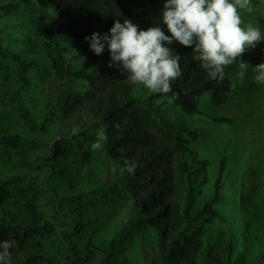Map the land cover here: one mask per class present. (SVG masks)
<instances>
[{
	"label": "trees",
	"instance_id": "trees-1",
	"mask_svg": "<svg viewBox=\"0 0 264 264\" xmlns=\"http://www.w3.org/2000/svg\"><path fill=\"white\" fill-rule=\"evenodd\" d=\"M156 1L160 0H15L0 4V10L19 6L25 14L20 51L0 38V73L19 75L26 85L30 82L23 73L35 67L40 81L46 82L53 94L46 108L52 123L45 120L36 129L21 105L0 90V242H16L10 249L11 264H53L46 256L48 245L66 248L74 257L73 264L111 263L107 253L116 239L97 243L91 234L81 238L87 225L70 214L62 218L60 226L51 223L40 210V191L33 186L15 193L17 180L40 177L54 205L60 204V198L70 197L74 184L61 161L63 138L73 129L84 137L96 135L102 127L108 137L103 145L116 170L92 187L132 197V215L119 237L136 227L150 230L138 238V256L124 254L117 264H264V249L253 262L242 251L233 258L230 250L223 258L216 241L206 237L200 220L202 215L214 214L208 202L218 199L226 160L221 159L213 197L197 209L199 186L208 181V160L189 145L186 133L190 130L170 123L156 104L158 99L171 98L187 114H200L198 98L205 92L212 94L216 105L226 104L232 86L228 72L222 81L209 79L195 59L194 46L185 47L174 40L166 46L182 57V76L172 82V92L153 93L130 83L122 68L109 67L107 45L96 55L85 40L95 32L110 35L114 22L125 19L141 30L159 24L171 36L163 19H153L147 9ZM58 36L70 38L75 51L85 58L79 68L68 69L66 78L59 77L56 58L49 50ZM72 79L88 81V90H72ZM214 120L228 122L229 118ZM128 165H135L134 172L127 171ZM54 179L64 185L61 193L52 185ZM250 194L239 195L244 212L249 209ZM259 235L264 247V227Z\"/></svg>",
	"mask_w": 264,
	"mask_h": 264
},
{
	"label": "rangeland",
	"instance_id": "rangeland-1",
	"mask_svg": "<svg viewBox=\"0 0 264 264\" xmlns=\"http://www.w3.org/2000/svg\"><path fill=\"white\" fill-rule=\"evenodd\" d=\"M15 0H1L8 4ZM254 11L242 12L246 23L259 25L264 31L263 0H252ZM165 1L160 0L148 5L153 19L162 20ZM49 11L48 9H45ZM25 14L21 7L12 10H0V38L13 49L20 51L24 32L21 22ZM69 44L71 47L63 43ZM73 48V41L66 36H58L49 48L56 58V68L60 78H66L68 69L79 68L84 62ZM250 67L243 78L237 75L239 69L233 64L226 71L232 86L229 101L216 105L212 94L205 92L198 98L200 114L189 115L171 98L156 100V104L166 119L173 124H181L190 130L186 133L189 145L196 148L201 157L208 160V181L199 186L197 209L203 201H210L214 195V183L219 176L221 159L226 160L221 177L218 199L208 202L214 214L202 215L200 224L206 237L216 241L219 255L226 258L230 250L232 256L242 251L249 262L255 261L264 249L257 239L264 227V84H257L256 75L251 67L264 63V40L253 49H248L242 56ZM24 76L29 84H24L19 75L0 73V90L14 98L28 113L36 129L47 120L52 123L46 110L50 105L52 92L46 82L40 81L35 67L30 68ZM58 81H61L58 78ZM64 82V81H61ZM70 87L77 93L88 90V81L72 79ZM229 118L228 122L216 121L214 118ZM59 139L62 138L60 135ZM96 135L84 137L79 133H69L63 138L61 161L66 166L69 179L74 189L70 197L60 198V204L54 205L52 195L43 186V180L22 178L17 180L15 193L19 189L33 186L40 191L39 207L51 223L59 225L66 214L80 223L87 225L81 232V238L88 234L96 240H114L108 249L110 264H117L124 254L138 256V238L141 233L150 234L147 227H136L124 237H119L121 228L131 215L132 197L122 191H96L93 183L110 178L116 170L115 161L107 153L103 143L99 149H93ZM60 193L65 190L57 179L52 182ZM15 187V186H14ZM12 187V188H14ZM242 192L251 193L247 212L239 204ZM140 229V230H139ZM256 238V240H254ZM46 256L53 264H73L74 257L64 247L59 249L48 245ZM89 264H95L91 261Z\"/></svg>",
	"mask_w": 264,
	"mask_h": 264
},
{
	"label": "clouds",
	"instance_id": "clouds-1",
	"mask_svg": "<svg viewBox=\"0 0 264 264\" xmlns=\"http://www.w3.org/2000/svg\"><path fill=\"white\" fill-rule=\"evenodd\" d=\"M253 11L252 0H166L163 23L171 36L159 24L141 30L125 19L123 23L114 22L110 35L95 32L85 40L90 41L96 55H101L107 45L111 56L109 67L115 64L126 71L130 83L143 85L153 93L167 94L172 92V82L182 76V57L166 46L174 40L185 47L194 46L195 59L201 62L209 79L224 80L226 69L233 64L239 69L237 75L243 78L250 67L242 59L243 54L264 40L260 26L246 23L243 18L242 12ZM63 43L71 47L64 40ZM251 68L256 73L255 82L264 84V63ZM76 131L73 129V134ZM107 139L106 127H102L92 148L99 149ZM134 169L135 165L127 166L130 173ZM15 244L14 240L0 242V264H11L10 249Z\"/></svg>",
	"mask_w": 264,
	"mask_h": 264
},
{
	"label": "crops",
	"instance_id": "crops-1",
	"mask_svg": "<svg viewBox=\"0 0 264 264\" xmlns=\"http://www.w3.org/2000/svg\"><path fill=\"white\" fill-rule=\"evenodd\" d=\"M263 5H264V0H263Z\"/></svg>",
	"mask_w": 264,
	"mask_h": 264
}]
</instances>
